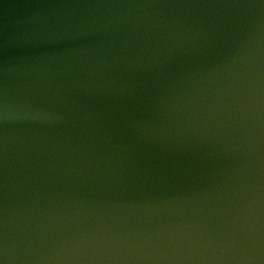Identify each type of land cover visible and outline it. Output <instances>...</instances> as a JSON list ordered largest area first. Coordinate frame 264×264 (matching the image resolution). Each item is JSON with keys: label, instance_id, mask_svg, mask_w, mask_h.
<instances>
[{"label": "water", "instance_id": "95a60500", "mask_svg": "<svg viewBox=\"0 0 264 264\" xmlns=\"http://www.w3.org/2000/svg\"><path fill=\"white\" fill-rule=\"evenodd\" d=\"M10 264H264L261 0H0Z\"/></svg>", "mask_w": 264, "mask_h": 264}, {"label": "clouds", "instance_id": "9594fccd", "mask_svg": "<svg viewBox=\"0 0 264 264\" xmlns=\"http://www.w3.org/2000/svg\"><path fill=\"white\" fill-rule=\"evenodd\" d=\"M261 6H264V0H261ZM0 252H2L3 257L2 264H10V260L13 258L9 255V248L6 239L2 245V249H0Z\"/></svg>", "mask_w": 264, "mask_h": 264}, {"label": "snow or ice", "instance_id": "6c2138e0", "mask_svg": "<svg viewBox=\"0 0 264 264\" xmlns=\"http://www.w3.org/2000/svg\"><path fill=\"white\" fill-rule=\"evenodd\" d=\"M2 243H0V249H2ZM2 259H3V257H2V252H0V264H2Z\"/></svg>", "mask_w": 264, "mask_h": 264}]
</instances>
